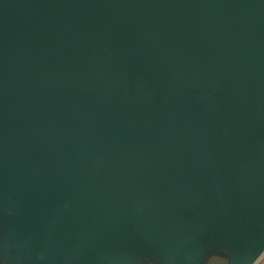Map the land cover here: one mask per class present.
Wrapping results in <instances>:
<instances>
[{
    "label": "water",
    "instance_id": "95a60500",
    "mask_svg": "<svg viewBox=\"0 0 264 264\" xmlns=\"http://www.w3.org/2000/svg\"><path fill=\"white\" fill-rule=\"evenodd\" d=\"M264 0H0V264H256Z\"/></svg>",
    "mask_w": 264,
    "mask_h": 264
},
{
    "label": "rangeland",
    "instance_id": "374dc122",
    "mask_svg": "<svg viewBox=\"0 0 264 264\" xmlns=\"http://www.w3.org/2000/svg\"><path fill=\"white\" fill-rule=\"evenodd\" d=\"M256 264H264V254Z\"/></svg>",
    "mask_w": 264,
    "mask_h": 264
}]
</instances>
